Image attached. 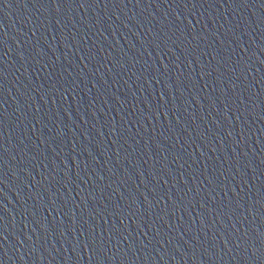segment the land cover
Instances as JSON below:
<instances>
[{"label":"water","instance_id":"obj_1","mask_svg":"<svg viewBox=\"0 0 264 264\" xmlns=\"http://www.w3.org/2000/svg\"><path fill=\"white\" fill-rule=\"evenodd\" d=\"M0 264H264V0H0Z\"/></svg>","mask_w":264,"mask_h":264}]
</instances>
